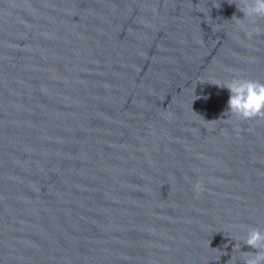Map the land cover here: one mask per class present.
<instances>
[{"label": "water", "instance_id": "95a60500", "mask_svg": "<svg viewBox=\"0 0 264 264\" xmlns=\"http://www.w3.org/2000/svg\"><path fill=\"white\" fill-rule=\"evenodd\" d=\"M235 2L0 0V264L255 251L236 225L264 231V120L212 83L264 82Z\"/></svg>", "mask_w": 264, "mask_h": 264}, {"label": "clouds", "instance_id": "9594fccd", "mask_svg": "<svg viewBox=\"0 0 264 264\" xmlns=\"http://www.w3.org/2000/svg\"><path fill=\"white\" fill-rule=\"evenodd\" d=\"M235 4L238 10L244 14L243 17L255 25L246 31L248 37L251 38L253 34H261L264 29L257 24V21L264 19V0H236ZM212 83L229 91L228 112L236 120L240 122L264 120V82L250 78L234 77L225 83L218 80ZM236 131H239V128ZM193 191L197 196H200L204 191L202 182L194 184ZM236 227L244 230L242 231L243 235L237 239L255 250L241 251L240 245H236L233 251L240 250L241 264H264V231L259 227L243 224H238Z\"/></svg>", "mask_w": 264, "mask_h": 264}]
</instances>
